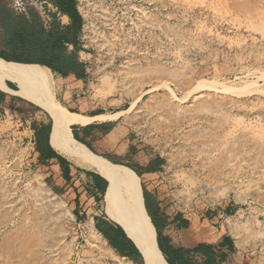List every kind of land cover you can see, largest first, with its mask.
Here are the masks:
<instances>
[{"label": "rangeland", "instance_id": "374dc122", "mask_svg": "<svg viewBox=\"0 0 264 264\" xmlns=\"http://www.w3.org/2000/svg\"><path fill=\"white\" fill-rule=\"evenodd\" d=\"M3 1L14 8L15 0ZM30 2L24 5L33 7ZM77 9L83 22L80 58L88 76L76 83L53 74L57 100L71 111L63 95L79 90L97 111H125L117 120L120 129L109 135L117 141L121 134V159L139 174L149 160H163L148 181L121 164L137 177L142 194L151 187L164 210L207 219L203 233L230 236L236 254L229 263L260 264L264 0H77ZM222 86L230 92H218ZM15 110L0 106V264L131 262L121 260L101 235L99 243H91L92 217H106L102 196L95 199L85 181L73 182L79 210L88 213L76 217L73 190L68 195L69 188L54 179L58 171L34 157L36 121ZM234 154L243 162L230 179L229 194L206 190L193 197L185 178L192 163L211 166ZM249 154L260 157L254 170Z\"/></svg>", "mask_w": 264, "mask_h": 264}, {"label": "crops", "instance_id": "0c3cea01", "mask_svg": "<svg viewBox=\"0 0 264 264\" xmlns=\"http://www.w3.org/2000/svg\"><path fill=\"white\" fill-rule=\"evenodd\" d=\"M37 1L41 3V6L40 5H37L36 7L33 6L34 8L25 6L24 10L20 11L16 8V5H14V8H13L10 2L0 0V54H19L20 53V49H18V46H13L10 48L8 45L7 41L9 39H7L5 31L2 28L4 20H6L7 17L11 16L15 20H17L18 17H21V16L24 17L27 21V26L29 30L27 38H26L27 46L25 50V54L28 58H0V60H3L7 63H12V64H36V65L53 64L55 66L54 69H50L43 65H39V66L48 68L53 74L58 75L61 78H66V79L73 78V80L76 83L84 82L86 80V77L88 76V71L86 68V64H84L85 73L81 74L82 73L81 63L83 62L80 58V54L82 53V50L80 49L79 51H76L73 45L71 44L67 45L65 43V35L67 31L70 35L72 34V30L71 28H69L71 24L69 17L61 14L58 11V9L49 0H37ZM75 1H76L75 7H76V10L78 11L77 0ZM81 31L78 35V42H79L80 47L82 46L81 45ZM67 56L70 58H66ZM71 56H73V58H71ZM67 60L73 63L74 68L73 70L68 71L67 75L63 77L59 74L58 71H55V69H58V64H60L61 62H66ZM76 63L79 65L77 69L75 65ZM75 72H78L80 74V79L75 77L74 75ZM12 85L15 87L14 84ZM0 99H2V101L0 102V106L10 105L16 108L17 110L21 111L23 116L29 117V120L36 121L34 123V126L37 129L42 126L46 127L50 125V132L48 135V144L57 156L61 157L67 163L70 164L68 168L69 169L68 175L70 179L68 181L64 179L63 171L65 169V165L61 169L60 167L61 164L59 163L58 158L56 156L52 155L49 158L47 157L45 159L46 165H41L39 163L38 161L39 155L37 152H34V157L37 158V161L41 166H44L47 169H52L54 172L58 171V173L55 174L54 179H56L57 184L61 186L66 185L64 189L65 191L69 188V191H66L68 195L71 193V190H73L74 196H71L70 199L75 200L72 204L74 205L73 210L75 209L74 211L76 212L75 214L76 217L82 216L83 213H85L84 215L88 216V213L86 212V208H82L81 210H79V208H81V205L77 203V200H76L77 196L75 194L76 184L73 182H77V181L87 182L89 184L87 188L91 187L96 193L95 196H100L98 191L103 186L105 180L101 176H97V177L87 176L85 174V172L87 171L84 172L83 170H80V169L79 171L78 168L74 169V166H72V164L68 160H66L63 156L59 155L52 148L51 141H50V133H51L52 124L46 115H44V117L37 115L39 113L37 106L13 94H10L8 92L5 93L3 91H0ZM62 99L64 102L68 104V108L71 109V112L76 113L85 118L88 117V119H90L91 117H92L91 119H93L100 114H114V113H106V112L97 111L96 110L97 106H92L91 103H87L85 100L81 99L79 90L67 92L66 94L64 93ZM119 118L120 116H118V118L115 120H106V121L93 120L92 122H89L86 124H81V123L73 124L71 127L72 136L74 133L81 141L88 144L91 148L96 147V146L99 147V149H101L102 151L96 152L95 153L96 155H99L102 158L105 155H107L111 158V161L120 164V165H112V166H118V167L124 168V166H121V164L127 165V166L129 165L121 159L123 157V154L120 153L117 149V145L120 140L121 134L119 135V138L117 139V141L109 140L110 133H112L116 129H120L119 125L117 124L118 122L117 120ZM31 136H32L31 141H33L32 145H34L35 135H34V131L32 130H31ZM155 161L156 160H149L147 164L144 166L143 173L140 174L143 181H148L151 175L157 174V172L159 171V167L161 166V163L156 164ZM150 188H148V191H149L148 193L152 197L151 204H154V203L158 204L160 220L170 222L174 219V217L177 214H181L182 218L185 220H188L189 222L188 230L179 231L175 229L174 227H169V226L166 227L164 230H162L164 236H167L172 241V243H173V240L174 241L179 240L180 242L184 243V242H187L185 241V238H192L195 242L217 245L223 240L224 237H229L231 239L230 236H227L224 234L214 237L212 236L211 234L212 232H210V230H206L203 233L202 231L204 230L205 227H207L206 225H210V221L207 219L191 220L180 212L172 213V212H169L168 209L164 210V204H162L161 200L157 198L153 194V192L149 190ZM143 203H144V198H143ZM92 221H93L94 228L104 238V240L108 243V245H109V241L103 236V233L106 234L108 238L110 237L113 240H115V242L117 243V246L122 248L125 252L131 254V253H134L135 250H137L135 246L133 245V243L126 237L124 232L122 233L121 231H119L115 223L111 222L108 218L95 215L92 217ZM232 244L234 247L233 252H230V249L228 248L227 244H224L222 246L217 245L213 249L214 252L217 254L222 252L226 255V258L220 264H233V263H229L230 258L234 257L236 254V247L233 243V240H232ZM109 247L116 254L121 256L119 252L117 251V249H114L112 246H109ZM182 247H186V246L182 245ZM121 257L128 259L131 262L137 263V264L138 262L142 261L141 258L136 259L134 256L133 257L121 256ZM190 258L196 263H202L205 259L203 256L199 254H191ZM238 264H242V262H239Z\"/></svg>", "mask_w": 264, "mask_h": 264}, {"label": "bare ground", "instance_id": "6f19581e", "mask_svg": "<svg viewBox=\"0 0 264 264\" xmlns=\"http://www.w3.org/2000/svg\"><path fill=\"white\" fill-rule=\"evenodd\" d=\"M6 82L15 84L17 89H9ZM204 86L205 84H201L198 88ZM206 86L216 87L210 84ZM56 88L57 80L46 67L36 64H12L0 60V91L20 97L44 111L52 124L50 133L52 148L74 167L102 176L106 180L107 188L102 196L104 213L111 222L123 228L127 236L134 242L137 250L143 256V264H168L158 249L157 234L145 211L137 178L124 168H116L95 156L84 145L76 142L72 136L71 127L73 124H86L93 120H115L125 111L117 112L114 115L100 114L97 117L94 116L93 119H91L92 117L88 119V117H82L61 105L56 98ZM226 88L227 86H222L217 90L220 93L230 92ZM223 124L225 125L226 121ZM229 131L227 129V132ZM226 144H231L228 138ZM248 157L251 161L250 170H254L260 163V157L257 155L250 156V154ZM260 159L264 161V155ZM242 162L240 156L234 154L233 156L227 155L219 164L211 166H205L203 163V165L192 163L190 175L185 177L187 185H190V191L193 192L192 196L194 197L206 190L219 193L218 190L221 189L227 196L233 185V181L230 179L236 171L242 168ZM222 192L220 191V193ZM99 235L90 229L89 239L91 243H99ZM259 238L261 239L260 246L264 250V234L262 232L259 234ZM103 241L105 242V240ZM124 259L121 260L124 261ZM123 264H131V262L125 261ZM260 264H264V257L260 259Z\"/></svg>", "mask_w": 264, "mask_h": 264}, {"label": "trees", "instance_id": "16d2710c", "mask_svg": "<svg viewBox=\"0 0 264 264\" xmlns=\"http://www.w3.org/2000/svg\"><path fill=\"white\" fill-rule=\"evenodd\" d=\"M49 1L58 9V11L61 14L68 16L71 21L69 28H71L72 34L70 35L67 31L65 35V43L67 45L69 44L73 45L76 51H79L80 49L82 50V47L79 46L78 35L82 29L83 22H82V18L80 14L76 10V7H75L76 1L75 0H49ZM2 28L5 31L7 39H9L7 41L9 47L11 48L13 46H18V49H20V53L19 54H0V58H28L25 54V50L27 46L26 38L28 35V31H29L26 19L22 16L18 17L17 20L13 19L11 16L7 17V19L4 20ZM66 58H70V57L67 56ZM71 58H73V56H71ZM39 65L46 66L50 69H54L55 67L53 64H39ZM75 65L77 69L79 65L77 63ZM73 68H74L73 63L67 60L66 62H61L60 64H58V69H55V71H58L61 76L65 77L68 71L73 70ZM81 68H82L81 74H84L85 73L84 63H81ZM74 75L76 78L80 79V74L78 72H75ZM6 85L8 88L10 89L12 88V90H16V87H14L11 83L7 82ZM1 101L2 99H0V102ZM15 112L20 115H23L22 112L19 110H15ZM31 130L34 131V135H35L34 145H35V152H37L39 155L38 157L39 163L41 165H46L45 159L47 157L49 158L52 155L56 156L58 158L59 163L61 164L60 165L61 169L65 165V169H64L65 172L63 171V177L66 181H68L70 179L68 175V172H69L68 168L70 164L67 163L61 157L57 156L48 144V135L50 132V125L46 127L42 126L37 129L33 124ZM73 138L76 142L78 141L82 143L83 145H85L94 155H96L95 151L88 144L81 141L74 133H73ZM96 156L100 157L101 159L105 160L107 163L111 165H120L118 163L111 161V158L107 155H105L103 158L99 155H96ZM162 161H163L162 159L157 158L155 163L160 164L162 163ZM114 167H118V166H114ZM127 167L133 170L138 176H140V174L137 173L134 169H132L129 166ZM118 168H121V167H118ZM85 174L87 176H92V177L98 176L90 172H85ZM132 175L135 178H137L133 173ZM106 188H107V182L104 181L103 186L98 191L100 197L103 196L104 192L106 191ZM142 196L144 198L145 211L157 234L158 249L160 250V252L162 253L163 257L165 258L168 264H220L226 258V255L222 252L218 254L214 252L213 249L217 245L222 246L224 244H227L228 248L230 249V252L234 251L232 240L229 237H224L223 240L217 245L195 242L192 238H185V241H187L188 243V246L186 247L175 245L174 243H172V241L167 236H164L162 230H164L168 226L174 227L175 229L179 231L188 230L189 229L188 220L183 219L181 214H177L174 217V219L170 222L160 220L158 204L156 203L151 204L152 197L148 192H144ZM97 197L99 196H95V199ZM116 226L118 230L123 233L121 228L118 225ZM103 236L109 241V246H112L114 249H117V251L119 252L121 256H124V257L134 256L136 259L141 258L137 250H135L134 253H131V254L127 253L122 248L117 246V243L115 242V240H113L110 237L108 238L107 235L104 233H103ZM191 254H199L203 256L205 259L202 263H196L190 258Z\"/></svg>", "mask_w": 264, "mask_h": 264}, {"label": "built area", "instance_id": "2783aa9c", "mask_svg": "<svg viewBox=\"0 0 264 264\" xmlns=\"http://www.w3.org/2000/svg\"><path fill=\"white\" fill-rule=\"evenodd\" d=\"M25 1H28V0H15V5H16V8L20 11H23L24 10V2ZM31 1V5H33L34 7H36L37 5H40L41 6V3H39L37 0H29ZM16 113V112H15ZM18 114V113H17ZM23 116V115H22ZM32 142V141H31ZM34 151V150H33Z\"/></svg>", "mask_w": 264, "mask_h": 264}, {"label": "water", "instance_id": "95a60500", "mask_svg": "<svg viewBox=\"0 0 264 264\" xmlns=\"http://www.w3.org/2000/svg\"><path fill=\"white\" fill-rule=\"evenodd\" d=\"M51 130H52V128H51ZM102 177V176H101ZM106 181V180H105ZM120 227V226H119ZM121 228V227H120ZM122 230H123V228H121ZM123 232H124V234L126 235V237L133 243V245L135 246V244H134V242L127 236V234L125 233V231L123 230ZM135 248L137 249V247L135 246ZM138 252H139V250H138ZM139 254H140V252H139ZM140 256H141V259H142V261H143V256L140 254Z\"/></svg>", "mask_w": 264, "mask_h": 264}]
</instances>
